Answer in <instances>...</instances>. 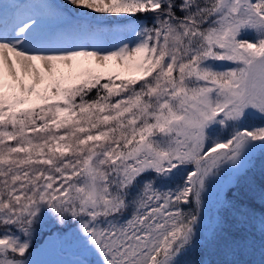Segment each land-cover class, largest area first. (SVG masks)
Instances as JSON below:
<instances>
[{"label":"snow or ice","instance_id":"1","mask_svg":"<svg viewBox=\"0 0 264 264\" xmlns=\"http://www.w3.org/2000/svg\"><path fill=\"white\" fill-rule=\"evenodd\" d=\"M0 264H264V0H3Z\"/></svg>","mask_w":264,"mask_h":264},{"label":"trees","instance_id":"2","mask_svg":"<svg viewBox=\"0 0 264 264\" xmlns=\"http://www.w3.org/2000/svg\"><path fill=\"white\" fill-rule=\"evenodd\" d=\"M257 180L259 181V173H257Z\"/></svg>","mask_w":264,"mask_h":264},{"label":"rangeland","instance_id":"3","mask_svg":"<svg viewBox=\"0 0 264 264\" xmlns=\"http://www.w3.org/2000/svg\"><path fill=\"white\" fill-rule=\"evenodd\" d=\"M3 2V0H0V3H2Z\"/></svg>","mask_w":264,"mask_h":264}]
</instances>
